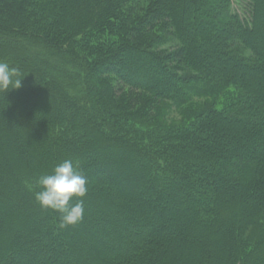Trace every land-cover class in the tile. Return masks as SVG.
Returning a JSON list of instances; mask_svg holds the SVG:
<instances>
[{
  "label": "trees",
  "instance_id": "1",
  "mask_svg": "<svg viewBox=\"0 0 264 264\" xmlns=\"http://www.w3.org/2000/svg\"><path fill=\"white\" fill-rule=\"evenodd\" d=\"M0 61V264H264V0H0Z\"/></svg>",
  "mask_w": 264,
  "mask_h": 264
},
{
  "label": "clouds",
  "instance_id": "2",
  "mask_svg": "<svg viewBox=\"0 0 264 264\" xmlns=\"http://www.w3.org/2000/svg\"><path fill=\"white\" fill-rule=\"evenodd\" d=\"M18 67L0 61V93L22 86ZM39 190L34 198L41 208L59 214L60 226H74L82 221L84 197L88 191V178L71 159H65L37 178Z\"/></svg>",
  "mask_w": 264,
  "mask_h": 264
},
{
  "label": "rangeland",
  "instance_id": "3",
  "mask_svg": "<svg viewBox=\"0 0 264 264\" xmlns=\"http://www.w3.org/2000/svg\"><path fill=\"white\" fill-rule=\"evenodd\" d=\"M176 116L178 117V115H176ZM139 230H140V229H135V228H133L132 231H131L132 233H131V235L129 236V238L132 239L133 236L136 237L137 235H139V233H141V231H139ZM138 240H139V239H136V240H134V241L137 242Z\"/></svg>",
  "mask_w": 264,
  "mask_h": 264
}]
</instances>
